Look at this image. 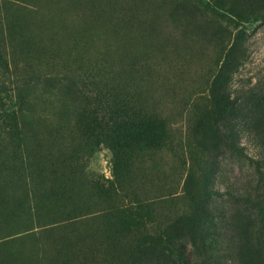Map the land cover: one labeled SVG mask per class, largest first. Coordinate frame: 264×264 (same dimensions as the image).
<instances>
[{"label": "rangeland", "instance_id": "rangeland-1", "mask_svg": "<svg viewBox=\"0 0 264 264\" xmlns=\"http://www.w3.org/2000/svg\"><path fill=\"white\" fill-rule=\"evenodd\" d=\"M0 264H264V0H0Z\"/></svg>", "mask_w": 264, "mask_h": 264}, {"label": "trees", "instance_id": "trees-1", "mask_svg": "<svg viewBox=\"0 0 264 264\" xmlns=\"http://www.w3.org/2000/svg\"><path fill=\"white\" fill-rule=\"evenodd\" d=\"M218 11H220V10L218 9Z\"/></svg>", "mask_w": 264, "mask_h": 264}]
</instances>
